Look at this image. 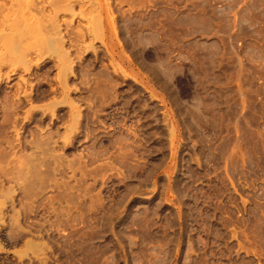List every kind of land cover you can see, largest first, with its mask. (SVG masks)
<instances>
[{"label":"rangeland","instance_id":"rangeland-1","mask_svg":"<svg viewBox=\"0 0 264 264\" xmlns=\"http://www.w3.org/2000/svg\"><path fill=\"white\" fill-rule=\"evenodd\" d=\"M60 3L71 74L0 28V264H264V0Z\"/></svg>","mask_w":264,"mask_h":264},{"label":"bare ground","instance_id":"bare-ground-1","mask_svg":"<svg viewBox=\"0 0 264 264\" xmlns=\"http://www.w3.org/2000/svg\"><path fill=\"white\" fill-rule=\"evenodd\" d=\"M34 1L35 0H27V1H23V0H3V2H0V28H1V26L2 25H4L3 24V21L4 22H6L7 21V19H8V17L10 16L8 13L11 11V9H13V5L14 4H16L17 6L19 5L20 7L23 5L24 7H19L17 10L19 11V12H17V14L16 13H12L13 12V10H12V14H13V16H14V18L12 19V20H15V18H16V20L17 21H19V18H23V20L25 21V17L27 16V18L30 20V27H31V29H29V31L27 30V28L26 27H28V26H26L25 27V23H24V21H23V23H21V24H23L24 26L23 27H25L26 28V35L28 34V33H30V30H32L31 31V33L33 32V34H35V36L36 35H40L41 37H42V40H40V42L42 41L43 43H38V41H36L39 45H37L36 44V42H35V46L33 45V47L32 48H35V51L33 52L32 51V49L30 48V46L28 47V45H31V43L29 44V43H26V44H24V43H22V45L24 44V45H27L26 47H28L27 49H26V47H25V49L23 48L22 49V47L20 48V43H21V39L20 38H18V36H16V33H18V35L20 36V35H22L21 33H20V31H18V32H16V33H14V31H17V25H19V23H20V21L19 22H17L16 20H15V24H16V30H13V29H15V28H13L12 30H11V27H10V29L9 30H11V35L13 34L14 35V38H12V40L9 42L8 40V42H9V44H8V42H7V44L9 45V48L7 47V53H9V55L8 56H10L11 57V59H12V57H13V60L14 61H18V60H20V62L22 61L21 59H19V58H21V57H24V63H23V61L21 62V64L20 65H22L23 66V70H26V71H28L30 68V63H31V61H30V59L29 58H27L26 57V60L27 59H29L28 61H30V62H28V61H26L25 60V56H27L28 55V53L30 52V49H31V51L33 52H30V53H32L33 55L35 54L36 55V61H42L43 60V58H44V56H45V54H47L48 55V58H49V56H50V58L51 59H53L52 61L54 62H56V63H58V65H60V67L57 65V68L59 69L60 68V71L58 70V74H59V72H61V70L63 69L64 71H66V74L68 73V74H71L72 73V66H74L73 64L75 63L74 62V60L71 58V57H73L71 54H70V52L68 53V51L67 50H64L63 49V45H64V42H65V38H64V33L62 32V29L60 28V23L59 24H57V21H56V16H57V11L58 10H56L57 8H58V3H60L62 0H49V1H47V5H52L51 7H52V10H53V4H57V5H55L57 8L55 9V10H53V15L52 16H49V18H44L43 16H44V13H43V11H42V7L44 6V4H41L40 5V7L42 8H40L39 7V9L37 10V8L38 7H36V12L37 11H39V12H37V14L38 15H33V14H31V12L32 11H30V9H31V7L32 6H34L33 4H35L34 3ZM8 2V3H7ZM63 2H64V0H63ZM38 3V2H37ZM37 3H36V5H37ZM61 4V3H60ZM35 5V6H36ZM62 6H65V4L63 5V3L61 4ZM60 5V6H61ZM66 5H67V3H66ZM72 5V4H71ZM34 6V7H35ZM38 6V5H37ZM62 6H61V8H62ZM70 6V2H69V4H68V7ZM73 6V5H72ZM71 7V6H70ZM66 8V7H65ZM8 9H10V10H8ZM23 9H26V12L25 11H23ZM59 9V8H58ZM68 9V8H67ZM4 10H6V12L7 13H3V11ZM8 10V11H7ZM16 10V9H15ZM51 10V11H52ZM61 10V9H60ZM5 12V11H4ZM34 13H35V11H34ZM26 14V15H25ZM9 15V16H8ZM64 15V14H63ZM58 17V16H57ZM26 18V19H27ZM6 19V20H5ZM20 19V20H21ZM68 20V19H67ZM27 21V20H26ZM22 22V21H21ZM28 22V21H27ZM69 22H71V20H69ZM18 23V24H17ZM8 24H10V23H8ZM20 24V25H21ZM68 24V23H67ZM29 25V24H28ZM10 26V25H9ZM7 27V26H6ZM22 27V26H21ZM22 27V28H23ZM29 27V28H30ZM9 28V27H8ZM19 29V28H18ZM21 29V28H20ZM25 30V29H24ZM80 30V29H79ZM66 31V30H65ZM64 31V32H65ZM82 31V30H81ZM13 32V33H12ZM9 33V32H8ZM20 33V34H19ZM22 33H24V31L22 32ZM30 33V34H31ZM76 33V32H75ZM80 34H81V32H79ZM78 33V34H79ZM25 34V33H24ZM23 34V35H24ZM33 34H31V35H33ZM10 35V36H11ZM12 35V36H13ZM25 35V36H26ZM9 36V37H10ZM11 36V37H12ZM25 36H24V38H25ZM28 36H30L29 34H28ZM34 36V35H33ZM40 36L38 37L39 39H41L40 38ZM77 36V34H75V37ZM5 37V36H4ZM30 37H32V36H30ZM30 37H28L29 39H30ZM37 37V36H36ZM36 37H35V39L33 40L32 38V40H30L31 42H33V41H35L36 40ZM6 38V37H5ZM22 41L24 42V40L22 39ZM4 43V42H3ZM41 44H42V46L43 47H41ZM2 46H3V44H2ZM36 46H38L37 48L39 49V47H41L42 49L44 48V50H38L37 48H36ZM75 46H77V45H75ZM5 48H6V46H5ZM30 48V49H29ZM29 49V50H28ZM46 49L48 50V52H46ZM2 50V49H1ZM5 50V49H4ZM6 50H5V52H6ZM34 50V49H33ZM76 50H77V48H76ZM46 52V53H45ZM77 52V51H76ZM78 52H80V50L78 51ZM71 56H70V55ZM81 54V53H80ZM79 54V55H80ZM83 54V53H82ZM5 55V53L4 52H1V54H0V56H2V58L0 57V81L1 80H3V79H9L10 77H11V75H12V73H14L15 72V68L14 67H12L13 66V64H12V62L10 63V65H9V67H8V69L6 70V71H4V72H2L1 70V64H2V60H3V56ZM6 55V56H7ZM44 55V56H43ZM74 55H76V54H74ZM76 57L78 58L79 56H77L76 55ZM49 58V59H50ZM49 59H47V60H49ZM6 60V59H5ZM12 60V61H13ZM46 60V59H45ZM46 60V61H47ZM11 61V60H10ZM52 62V63H53ZM5 63V62H4ZM17 63V62H16ZM18 63H19V61H18ZM35 63H37V62H35ZM7 64V63H6ZM4 65V64H3ZM15 65V64H14ZM39 65V64H38ZM52 65V64H51ZM54 65V64H53ZM17 66V65H16ZM32 66V65H31ZM56 66V65H55ZM62 68V69H61ZM22 70V71H23ZM57 74V75H58ZM59 77H61L60 75H59ZM66 77H68L67 75L65 76V78ZM64 78V79H65ZM58 79V78H57ZM63 78H61V80H62ZM67 79V78H66ZM65 79V80H66ZM69 79V78H68ZM24 80V79H23ZM19 102V101H18ZM16 108V107H15ZM4 110V109H3ZM79 114V113H78ZM78 116V115H77ZM27 160V159H26ZM7 170V169H6ZM1 185V184H0ZM6 190V189H5ZM7 193H9V191L7 192ZM6 194V193H5ZM7 195V194H6Z\"/></svg>","mask_w":264,"mask_h":264}]
</instances>
